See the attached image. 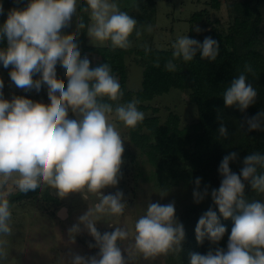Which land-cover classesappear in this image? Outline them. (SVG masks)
<instances>
[{"label":"clouds","instance_id":"1","mask_svg":"<svg viewBox=\"0 0 264 264\" xmlns=\"http://www.w3.org/2000/svg\"><path fill=\"white\" fill-rule=\"evenodd\" d=\"M19 3V0H17ZM0 3V15L4 14ZM83 12L89 13L86 26L77 19V33L63 34L77 13V0H29L24 8L8 10L7 19L0 26V40L7 47L0 49V62L5 69L11 66V81L24 91L39 92L47 86L49 104L14 96L3 98L4 81L0 79V236L12 235V211L8 196L18 190L28 193L40 189L55 190L64 199L70 193H80L85 201H97L79 217V223L69 229L73 242L81 232L80 225L94 238L98 248L93 256L73 254L70 264H127L118 241L128 238L129 232L120 226L114 231H98L96 224L105 220L118 225L113 218L124 214L127 204L124 193L104 195L102 190L115 187L122 178L121 166L125 151L117 121L126 129H136L145 120L140 101L133 98L121 102L124 93L119 78L113 75L110 64L91 67L87 57L81 58L76 36L87 27V34L95 46L111 42L113 49L127 50L137 21L121 11L114 0H86ZM147 30L152 31L148 25ZM199 33L201 29L195 28ZM146 53L150 52L143 45ZM172 58L165 64L169 72L177 71L175 61L191 62L200 53L201 59L215 61L220 44L212 37L203 42L179 35L171 45ZM57 64L66 70L67 88L57 78ZM156 67H159L157 62ZM255 75L251 64L232 79L223 91L224 104L246 113L257 103L258 93L246 74ZM39 74V79L33 77ZM69 112L75 119L69 118ZM218 134L228 139L229 130L218 115ZM247 132L264 131V110L255 116H245ZM238 153L225 155L218 171L222 177L218 189L211 190V198L225 219H233L227 249L219 247L227 229L220 224L216 211L209 209L198 220L195 232L199 242L208 237L212 245L207 254L193 253L190 264H264V201L248 200L245 182L259 194H264V154L251 152L243 159L239 174L230 164L237 162ZM194 201L202 202L209 195V186L200 190L201 178L195 179ZM135 243L132 248L145 260L160 255H178L182 251L185 229L175 217L173 203L150 202L144 215L134 225ZM8 241L0 239V261L7 259ZM128 258L131 252L126 249ZM58 264H64L63 258Z\"/></svg>","mask_w":264,"mask_h":264},{"label":"trees","instance_id":"2","mask_svg":"<svg viewBox=\"0 0 264 264\" xmlns=\"http://www.w3.org/2000/svg\"><path fill=\"white\" fill-rule=\"evenodd\" d=\"M0 3H3L5 9L4 14L0 15L2 26L7 19L8 10L13 7L24 8L29 0H19V3L17 0H0ZM209 5L215 11L226 7L227 29L214 26L209 22V11L203 10L191 17L190 38L194 39L197 35L195 24L210 26V30L201 35L202 42L205 37H212L219 42L220 53L217 59L214 62L201 59L198 52L191 62L185 63L182 59L175 61L178 66L175 72L165 69L166 62L172 58V48L158 49L150 46V52L146 53L144 47L124 50L90 46L87 27L79 30L76 37L81 58L87 57L92 68L110 64L124 93L121 102L136 98L140 101L139 110L145 113L143 123L134 130L127 129L129 138L128 142H124L121 166L124 180L120 187L128 206L126 209L138 220L145 214L150 202H174L176 220L185 229L182 251L178 255H160L148 260L142 255L141 264H190L191 254L204 255L210 248L217 247L211 244L207 236L203 242H199L196 237L198 220L209 209L216 211L220 224L227 229L218 245L226 250L234 220L225 219L211 198V190L218 189L222 179L218 171L219 165L225 155L236 152L239 159L231 163L230 167L239 174L247 155L256 151L264 154V131L247 132L246 123L244 128L241 127L245 116H255L264 110V0H210ZM84 7L86 0H77L76 18L82 19L87 26L91 21L89 13L82 11ZM126 12L138 22L137 29L141 33L148 25H155L157 6L154 0H144ZM130 40L135 41V36L130 37ZM6 47V39L0 40V49ZM131 57H134L135 63L143 70L142 87L138 91H132L128 87L130 71L127 59ZM157 62L159 67L155 66ZM245 63L251 64L255 70V75H246L248 83L253 85L258 96L257 103L250 106L246 113H241L235 107H226L222 94L232 79L243 71ZM57 68L64 70L59 64ZM33 78L38 79L40 76L37 74ZM57 78L62 80L59 75ZM63 81L67 85V81ZM172 90L188 93L189 103L196 109V120L182 126L181 117L175 112H169L165 120L161 119L159 110L150 103ZM14 95L34 102L50 103L46 85L39 92L33 89ZM218 115L229 130L228 139L218 134ZM258 173L264 174V168H258ZM197 177L201 178V191L209 186V195L200 203H196L193 197ZM51 190H45L42 195L40 189L28 193H20L18 190L12 192L8 196L11 209L16 204L31 200L60 205L61 201L52 195ZM245 196L250 201H264V194L256 193L247 182Z\"/></svg>","mask_w":264,"mask_h":264},{"label":"rangeland","instance_id":"3","mask_svg":"<svg viewBox=\"0 0 264 264\" xmlns=\"http://www.w3.org/2000/svg\"><path fill=\"white\" fill-rule=\"evenodd\" d=\"M144 0H114L119 5L121 11L131 9L134 5L140 4ZM157 6V14L155 25L152 31L148 32L143 28L139 38L135 32L131 36H135V41L132 42V48H143V45L155 46L158 49L172 48V43L179 35L190 36L191 17L193 14L208 10L210 13L209 22L213 23L219 29H227L228 17L227 10L224 6L221 11L213 10L209 2L210 0H154ZM77 15V14H76ZM73 16L71 24L62 30L63 34L77 33V18ZM216 18V19H215ZM206 26V25H205ZM199 27L201 31L195 35L194 39L202 43L201 35L206 30H210V26L194 25V28ZM141 31L140 29H137ZM147 32V33H146ZM78 37V34L77 36ZM88 44L95 46L88 36ZM101 47V46H98ZM102 47H111V42H107ZM134 57L127 59L130 76L128 87L132 91H138L142 87V68L138 66ZM11 66L7 69L0 66V79L4 81L3 98L11 100L14 94L24 90L17 88L11 81L9 73ZM66 70L57 68V76L62 80L67 81L65 75ZM39 79V78H38ZM65 88L67 85L65 84ZM8 94V96H7ZM153 108L158 109L159 116L165 120L169 112H175L181 117L182 126L196 120V109L189 103V95L187 92L180 90H172L169 94L155 98L150 103ZM69 118L75 119V115L69 112ZM118 129L125 141L128 142L127 129L120 125L117 121ZM124 141V142H125ZM124 177L120 178L119 183L115 187H107L102 190L104 195L115 194L117 191H122L120 185ZM14 190L13 192H16ZM53 196L61 201L60 205L53 203H44L38 201H27L21 204H16L12 209V218L10 227L12 235L1 236V239L8 241L7 244V259L0 261V264H58L63 258L64 264H70L73 254L81 256H93L99 252L98 248H90L89 244H95L94 238L84 229L81 224V232L75 235L73 242L69 235V229L79 223V217L83 215L91 203L97 201H85L80 193H70L66 198L61 199L56 195L55 190H51ZM126 201V199L124 198ZM118 223H111L105 220L97 222L96 227L102 234L104 232L114 231L120 226L129 232V236L124 241H118V246L121 248L122 254L125 257L127 264H141L142 254L135 252L132 246L135 243L134 225L137 219L133 213L125 209L124 214L119 218H113ZM128 249L131 252L130 259L128 258Z\"/></svg>","mask_w":264,"mask_h":264},{"label":"bare ground","instance_id":"4","mask_svg":"<svg viewBox=\"0 0 264 264\" xmlns=\"http://www.w3.org/2000/svg\"><path fill=\"white\" fill-rule=\"evenodd\" d=\"M135 12V11H134ZM216 19V18H215ZM213 28V27H212ZM158 51V50H157Z\"/></svg>","mask_w":264,"mask_h":264}]
</instances>
